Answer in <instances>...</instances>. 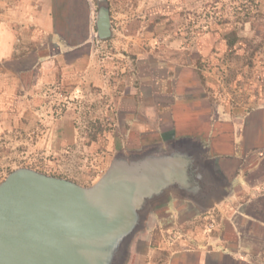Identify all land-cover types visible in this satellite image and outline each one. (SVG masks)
<instances>
[{"label": "crops", "instance_id": "0c3cea01", "mask_svg": "<svg viewBox=\"0 0 264 264\" xmlns=\"http://www.w3.org/2000/svg\"><path fill=\"white\" fill-rule=\"evenodd\" d=\"M199 3L0 0V181L62 170L84 139L87 169L163 157V193L114 264H264V100L213 99L216 39L170 36Z\"/></svg>", "mask_w": 264, "mask_h": 264}, {"label": "water", "instance_id": "95a60500", "mask_svg": "<svg viewBox=\"0 0 264 264\" xmlns=\"http://www.w3.org/2000/svg\"><path fill=\"white\" fill-rule=\"evenodd\" d=\"M163 161L153 149L116 153L87 186L31 167L11 170L0 181V264H114L163 193Z\"/></svg>", "mask_w": 264, "mask_h": 264}, {"label": "rangeland", "instance_id": "374dc122", "mask_svg": "<svg viewBox=\"0 0 264 264\" xmlns=\"http://www.w3.org/2000/svg\"><path fill=\"white\" fill-rule=\"evenodd\" d=\"M199 2L195 9L170 16V36L186 42L216 39L212 46L213 58L207 63L214 81L213 99L226 103L264 100V0ZM96 149L92 151L91 142L84 139L76 144L68 159L61 160L62 170L57 169L51 175L84 186L92 184L104 172V169H87L91 163L96 164L92 155L99 152ZM22 166L25 165H17L8 172Z\"/></svg>", "mask_w": 264, "mask_h": 264}]
</instances>
